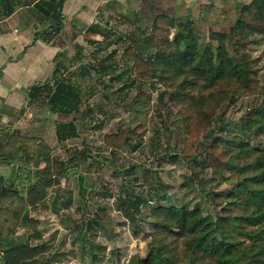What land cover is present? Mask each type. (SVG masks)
Here are the masks:
<instances>
[{
	"label": "rangeland",
	"instance_id": "1",
	"mask_svg": "<svg viewBox=\"0 0 264 264\" xmlns=\"http://www.w3.org/2000/svg\"><path fill=\"white\" fill-rule=\"evenodd\" d=\"M248 3L147 0L139 5L131 0L126 12L108 18L107 34L94 44L100 50L83 60L87 112L79 136L61 143L58 121L41 116L50 161L41 159L36 168L29 159L0 202V253H5L0 264L35 258L42 264H141L152 253L170 257L171 264H187L193 257L190 239L177 232L164 208L200 209L212 221L239 213L230 195L254 172L218 170L204 160L215 137L231 149L235 165L250 161L248 150L264 149V113L256 122L246 120L253 109L264 111V13L248 11ZM128 40L153 59L152 80L135 77ZM193 43L206 57L180 61ZM207 50L215 58L226 51L224 58L233 57L243 77L224 73L212 82L197 71L213 57ZM122 126L137 129V136L112 152L104 137ZM11 141L7 158L14 157ZM57 160H71L61 181L50 176ZM127 196L142 200L133 218L126 214ZM41 202L50 209L34 208ZM239 239L252 250L245 264H262L261 250L246 237ZM197 263L217 264L202 254Z\"/></svg>",
	"mask_w": 264,
	"mask_h": 264
},
{
	"label": "crops",
	"instance_id": "2",
	"mask_svg": "<svg viewBox=\"0 0 264 264\" xmlns=\"http://www.w3.org/2000/svg\"><path fill=\"white\" fill-rule=\"evenodd\" d=\"M59 1L0 0V159L11 163L0 162V175L8 178L9 183L14 166L18 173L22 161L28 165L29 159L34 160L32 155L50 147L46 140L45 119L41 116L47 114L48 118L58 121L55 126L57 140L58 126L71 121L67 120L68 115L51 112L50 97L61 81L84 93L82 75L88 73V67H83L85 56L89 51L100 50L94 44L107 34L108 18L113 19L120 9L126 12L131 2L65 0L61 11L63 31L57 33L54 8ZM132 1L141 5L147 0ZM89 27H95L99 33L91 40L85 37ZM11 139H14L11 141L14 157L7 158L5 151ZM42 141L47 146L41 147ZM33 142H37L36 145ZM23 145L30 147L27 152ZM17 149L20 150L18 154ZM4 255L0 253V262Z\"/></svg>",
	"mask_w": 264,
	"mask_h": 264
},
{
	"label": "trees",
	"instance_id": "3",
	"mask_svg": "<svg viewBox=\"0 0 264 264\" xmlns=\"http://www.w3.org/2000/svg\"><path fill=\"white\" fill-rule=\"evenodd\" d=\"M65 0H60L56 5L55 12L58 19L57 33L63 31L62 8ZM247 10H259L264 13V0H252L246 5ZM99 34L95 27H89L85 33L88 40ZM130 46L126 53L133 58V72L135 77L149 81L154 78L155 64L152 58H144L131 46L132 40H128ZM215 56L212 55L204 70L197 69L202 74L209 76L212 82H215L224 73L243 77V67L235 64L236 60L233 57L224 58L226 51H222ZM180 61L195 62L197 59L206 57L205 51L199 49L197 44H189L185 53H180ZM214 61L219 65L218 68L211 62ZM225 68L223 69V64ZM104 70L107 66L102 67ZM51 112L62 115L71 116V121L67 124L58 126L57 136L60 142H66L77 138L82 130L86 117V105L82 98V91L74 85L61 81L54 94L49 99ZM261 109H253L248 116L247 124L256 122L258 116L263 115ZM213 133V131H212ZM137 136V129H132L128 126L120 127L117 133L108 134L104 137V144L108 146L112 152L121 151ZM220 137H215L212 142L205 147V164L218 170H236L241 174L244 171L250 170L254 173L249 177V180H241L238 193L233 192L230 197L234 198V204L239 209V213L229 217H221L218 221H212L209 217H204L200 209L187 208H164L163 214L168 221L175 224L177 232L190 239L188 249L192 252L193 257L187 264H198L199 255L202 254L216 261L217 264H245L244 258L250 249H244L245 241H241L239 237H246L248 241L261 250L263 258L259 262L264 264V149L263 150H248L247 158L250 160L246 164L235 165L236 156L231 149L222 144ZM24 152H27L30 147L23 145ZM17 149V154L19 153ZM85 153V152H82ZM1 156V155H0ZM35 159H42L45 162L50 161L51 153L48 148H43L32 155ZM18 158V157H17ZM0 162L11 164L9 161L0 159ZM71 160H57L52 163L51 178L57 181L68 177L70 170L68 166ZM199 164V163H197ZM235 165V167H234ZM21 166H27L25 161H22ZM40 170V169H39ZM38 170V171H39ZM37 171V172H38ZM49 176V177H50ZM48 177V178H49ZM47 180V178H45ZM6 182L9 186H6ZM14 183H9V179L0 175V202L4 196L11 192ZM84 184L89 186L87 180ZM240 191V192H239ZM241 196V201L239 200ZM165 198V197H163ZM140 198L132 199L127 196L125 203L128 205L127 216H133L139 212ZM36 209L49 210L50 207L45 202H41ZM96 220V219H95ZM96 223V221H95ZM94 223V224H95ZM164 227V226H163ZM169 228V227H168ZM259 245V246H258ZM18 246V245H16ZM95 247V245H94ZM93 247V248H94ZM19 248V247H16ZM20 264H42L39 259L35 258L29 261H22ZM141 264H171L170 257L162 254L152 253L148 259L142 260Z\"/></svg>",
	"mask_w": 264,
	"mask_h": 264
},
{
	"label": "water",
	"instance_id": "4",
	"mask_svg": "<svg viewBox=\"0 0 264 264\" xmlns=\"http://www.w3.org/2000/svg\"><path fill=\"white\" fill-rule=\"evenodd\" d=\"M41 163V159H38L35 163V167L37 168ZM15 172H16V166L13 167L12 173H11V177H10V182H12L14 176H15Z\"/></svg>",
	"mask_w": 264,
	"mask_h": 264
}]
</instances>
